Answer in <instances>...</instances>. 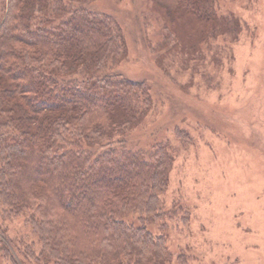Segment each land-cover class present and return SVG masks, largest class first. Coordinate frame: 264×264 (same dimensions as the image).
I'll use <instances>...</instances> for the list:
<instances>
[{"label": "trees", "instance_id": "obj_1", "mask_svg": "<svg viewBox=\"0 0 264 264\" xmlns=\"http://www.w3.org/2000/svg\"><path fill=\"white\" fill-rule=\"evenodd\" d=\"M149 1L171 20L212 23L211 35L239 31L218 0ZM125 54L120 24L94 0H0V206L5 219L23 215L39 243L22 250L0 230L7 264L18 254L34 264L171 259L147 224L170 215L160 197L173 152L128 142L152 98L144 80L116 71Z\"/></svg>", "mask_w": 264, "mask_h": 264}, {"label": "rangeland", "instance_id": "obj_2", "mask_svg": "<svg viewBox=\"0 0 264 264\" xmlns=\"http://www.w3.org/2000/svg\"><path fill=\"white\" fill-rule=\"evenodd\" d=\"M94 6L123 30L126 54L116 71L149 86L152 106L128 142H167L173 152L160 197L170 215L147 224L165 235L167 264H264V0H218V14L240 25L219 35L212 23L171 20L149 0ZM1 209L7 239L38 248L24 216L5 219ZM137 218L125 220L138 225ZM16 260L34 264L22 254Z\"/></svg>", "mask_w": 264, "mask_h": 264}]
</instances>
